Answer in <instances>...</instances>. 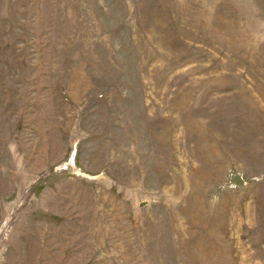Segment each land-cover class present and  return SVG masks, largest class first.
Instances as JSON below:
<instances>
[{"label": "rangeland", "instance_id": "374dc122", "mask_svg": "<svg viewBox=\"0 0 264 264\" xmlns=\"http://www.w3.org/2000/svg\"><path fill=\"white\" fill-rule=\"evenodd\" d=\"M0 264H264V0H0Z\"/></svg>", "mask_w": 264, "mask_h": 264}]
</instances>
